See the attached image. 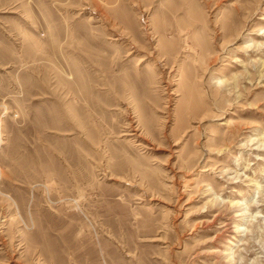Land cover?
I'll use <instances>...</instances> for the list:
<instances>
[{
	"label": "rangeland",
	"instance_id": "rangeland-1",
	"mask_svg": "<svg viewBox=\"0 0 264 264\" xmlns=\"http://www.w3.org/2000/svg\"><path fill=\"white\" fill-rule=\"evenodd\" d=\"M0 264H264V0H0Z\"/></svg>",
	"mask_w": 264,
	"mask_h": 264
},
{
	"label": "bare ground",
	"instance_id": "bare-ground-1",
	"mask_svg": "<svg viewBox=\"0 0 264 264\" xmlns=\"http://www.w3.org/2000/svg\"><path fill=\"white\" fill-rule=\"evenodd\" d=\"M260 187L258 186V189ZM236 205H240V202H238ZM234 230L232 231V233L236 236L242 232H245L247 229L245 228L244 225H235V227H233ZM228 229V228H227Z\"/></svg>",
	"mask_w": 264,
	"mask_h": 264
}]
</instances>
